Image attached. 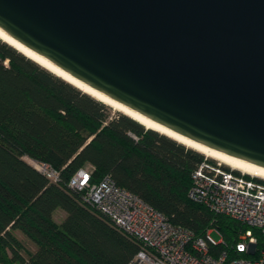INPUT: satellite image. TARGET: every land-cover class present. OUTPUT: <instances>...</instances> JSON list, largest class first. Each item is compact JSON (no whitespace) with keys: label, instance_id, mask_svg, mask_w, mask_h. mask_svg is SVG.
<instances>
[{"label":"trees","instance_id":"1","mask_svg":"<svg viewBox=\"0 0 264 264\" xmlns=\"http://www.w3.org/2000/svg\"><path fill=\"white\" fill-rule=\"evenodd\" d=\"M110 108L0 38V264H126L136 254L141 242L68 186L85 167L92 182L109 175L193 238L216 229L224 243L209 252L225 251L223 264L264 250V232L252 228L255 253L237 251L249 227L188 197L205 154L122 112L110 116ZM32 162L57 170L58 180ZM57 208L65 212L59 223L52 217Z\"/></svg>","mask_w":264,"mask_h":264},{"label":"water","instance_id":"2","mask_svg":"<svg viewBox=\"0 0 264 264\" xmlns=\"http://www.w3.org/2000/svg\"><path fill=\"white\" fill-rule=\"evenodd\" d=\"M0 28L155 123L264 168V0H0Z\"/></svg>","mask_w":264,"mask_h":264},{"label":"built area","instance_id":"3","mask_svg":"<svg viewBox=\"0 0 264 264\" xmlns=\"http://www.w3.org/2000/svg\"><path fill=\"white\" fill-rule=\"evenodd\" d=\"M32 164L52 181L58 180V171L49 165ZM228 167L225 169L221 162L213 163L205 156L191 175L188 197L217 214L248 226L240 233L235 248L244 244L247 247L243 252L251 253L255 245V253L256 237L252 228L264 232V178ZM68 186L84 191V202L141 242V248L126 264H223L226 260L225 251L217 256L209 252L210 246L224 243L216 229H208L203 236L193 238L189 230L171 224L139 196L117 186L109 175L92 182L90 168H80L72 175ZM213 233L218 238H214ZM230 264H264V250L254 259L234 258Z\"/></svg>","mask_w":264,"mask_h":264},{"label":"bare ground","instance_id":"4","mask_svg":"<svg viewBox=\"0 0 264 264\" xmlns=\"http://www.w3.org/2000/svg\"><path fill=\"white\" fill-rule=\"evenodd\" d=\"M0 38L5 41L6 43L10 44L14 48H16L18 51L25 54L27 57L31 58L35 62L39 63L43 67L47 68L51 72L55 73L56 75L62 77V79H65L66 81L72 83L73 85L77 86L84 92L90 94L91 96L95 97L96 99L104 102L105 104L109 105L110 107L127 114L128 116L132 117L133 119L140 122L142 125H144L148 129L156 130L164 135H167L178 142L193 148L203 154H205L207 157H212L221 160V163H225L226 165L241 170L245 173L251 174L253 176L264 178V168L256 166L254 164H251L249 162H246L244 160L232 157L230 155H227L225 153L210 149L208 147H205L201 144H198L182 135H179L168 128L155 123L154 121L142 116L141 114L127 108L126 106L110 99L109 97L103 95L102 93L92 89L91 87L85 85L84 83L80 82L79 80L75 79L74 77L67 74L65 71L61 70L54 64H52L50 61L45 59L44 57L36 54L32 50L28 49L26 46L12 38L10 35H8L6 32H4L0 28Z\"/></svg>","mask_w":264,"mask_h":264},{"label":"rangeland","instance_id":"5","mask_svg":"<svg viewBox=\"0 0 264 264\" xmlns=\"http://www.w3.org/2000/svg\"><path fill=\"white\" fill-rule=\"evenodd\" d=\"M117 112H118V110H116V109H114L112 107L110 108V116H114ZM208 158H211V159L215 160V162H220L221 161L219 159L212 158V157H208ZM222 164L225 165V166H228L225 163H222ZM64 216H65V212L62 209H60V208L55 209L53 211V213H52L53 219L56 222H58V223L62 221ZM16 235L20 239V241H21L22 245L24 246V248H26L27 250H32L34 248L33 243L28 238H26L23 234H21L20 232L17 231ZM212 236L214 238H218V236L215 233L212 234Z\"/></svg>","mask_w":264,"mask_h":264},{"label":"clouds","instance_id":"6","mask_svg":"<svg viewBox=\"0 0 264 264\" xmlns=\"http://www.w3.org/2000/svg\"><path fill=\"white\" fill-rule=\"evenodd\" d=\"M251 242L255 243V241H251ZM246 247H247V246L244 245V244H238V245H237V250L243 252V251L246 250Z\"/></svg>","mask_w":264,"mask_h":264}]
</instances>
